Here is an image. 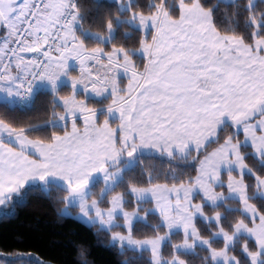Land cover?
I'll return each mask as SVG.
<instances>
[{
  "label": "snow or ice",
  "instance_id": "1",
  "mask_svg": "<svg viewBox=\"0 0 264 264\" xmlns=\"http://www.w3.org/2000/svg\"><path fill=\"white\" fill-rule=\"evenodd\" d=\"M96 8L94 31L78 0H0V206L39 187L139 264H264V8ZM41 93L50 117L21 121ZM156 157L195 174L146 163ZM0 257L33 264L30 253Z\"/></svg>",
  "mask_w": 264,
  "mask_h": 264
},
{
  "label": "trees",
  "instance_id": "2",
  "mask_svg": "<svg viewBox=\"0 0 264 264\" xmlns=\"http://www.w3.org/2000/svg\"><path fill=\"white\" fill-rule=\"evenodd\" d=\"M141 7L146 10L149 0H139ZM208 3H215L216 0H207ZM243 2V0H240ZM81 6L82 14L87 19L85 26L97 28L91 24L97 8L96 0H78ZM108 4V1L101 2ZM258 8H264V5L257 0ZM114 12V6H111ZM107 10V9H105ZM232 9L221 5V13L231 12ZM123 31V30H122ZM138 36L134 35L132 39L125 40L123 36L117 39L118 44H124L126 47H134ZM137 61L139 59L134 57ZM67 89L62 90L61 94H66ZM51 96L47 93H41L37 96L34 108L24 114H19V118L24 122L42 124L50 117ZM96 106H100L97 103ZM229 129L224 135L230 134ZM151 163L157 169L168 171L174 168L177 171H183L194 175V168L191 163L185 164L181 161H171L166 157H156L146 161ZM248 163L253 168H257V163L253 159H248ZM23 199V203L19 201ZM257 207H260L259 201H254ZM14 208V213H13ZM63 205L56 200V193L52 198L46 197L39 187L26 188L22 191L21 197H15L0 212V252L4 256L15 252L30 253L33 264H123L129 260L130 264H139L133 261V253H120L119 246H112L110 233L101 231L98 225L90 228L85 223L79 222L75 218L64 217L59 214ZM264 210V209H262ZM152 222L155 219L152 218ZM198 226H201L198 224ZM122 231L116 229L114 231ZM149 231L150 230H146ZM83 251V258L80 253ZM167 255L169 249L167 246L163 249ZM4 257H0L2 261ZM190 264H199L194 257L188 258Z\"/></svg>",
  "mask_w": 264,
  "mask_h": 264
},
{
  "label": "crops",
  "instance_id": "3",
  "mask_svg": "<svg viewBox=\"0 0 264 264\" xmlns=\"http://www.w3.org/2000/svg\"><path fill=\"white\" fill-rule=\"evenodd\" d=\"M134 58V57H133ZM135 59V58H134ZM137 63H142L141 61H139V62H137ZM26 188H28V187H26ZM25 188V189H26ZM16 196H13V198H15ZM13 200V199H12ZM4 206H0V212H1V210H2V208H3Z\"/></svg>",
  "mask_w": 264,
  "mask_h": 264
},
{
  "label": "rangeland",
  "instance_id": "4",
  "mask_svg": "<svg viewBox=\"0 0 264 264\" xmlns=\"http://www.w3.org/2000/svg\"><path fill=\"white\" fill-rule=\"evenodd\" d=\"M140 61V60H139ZM139 61H137V62H139ZM78 210L77 209H73V213H74V215H75V213L77 212ZM99 226V225H98ZM120 231V230H119Z\"/></svg>",
  "mask_w": 264,
  "mask_h": 264
},
{
  "label": "built area",
  "instance_id": "5",
  "mask_svg": "<svg viewBox=\"0 0 264 264\" xmlns=\"http://www.w3.org/2000/svg\"><path fill=\"white\" fill-rule=\"evenodd\" d=\"M104 1H108V0H100V2H104Z\"/></svg>",
  "mask_w": 264,
  "mask_h": 264
}]
</instances>
